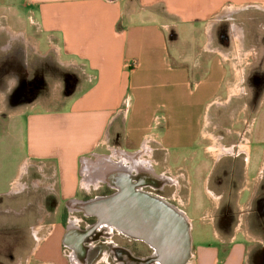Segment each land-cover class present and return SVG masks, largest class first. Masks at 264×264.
<instances>
[{
    "label": "crops",
    "instance_id": "0c3cea01",
    "mask_svg": "<svg viewBox=\"0 0 264 264\" xmlns=\"http://www.w3.org/2000/svg\"><path fill=\"white\" fill-rule=\"evenodd\" d=\"M23 5L33 9L40 38L48 42L44 54L56 51L67 66L79 67L84 85L91 88L84 93L83 89L73 100L74 117H64L56 110L26 115L27 156L39 161L28 158L20 162L8 189L0 191V198L12 197L11 186L27 161L31 162L29 166H41L43 179H47L45 169L54 170L63 208L72 213L86 201L76 198L79 188L86 194L102 187L116 191L111 179L102 182L95 177L97 170L113 165L139 168L143 172L132 170L129 177L138 189L149 188L161 194L168 188L175 194L184 191V208L174 206L176 209L186 213L192 191L199 195L200 209L192 211V218L186 213L191 230L196 220L203 225L197 229L196 243L191 237V264H249L252 248L241 221L235 217L228 226H215L203 218L213 220L215 214L224 217L239 211L230 206L226 210L220 203L225 199L226 205L232 204L225 178L229 171L238 175L240 168L254 182L241 189L254 193L250 201L255 204L254 214L264 210V190H258L264 183V108L257 114L245 108L232 162L221 163V156L233 153L231 149L223 148L230 152L220 154L219 145L203 147L200 139L207 111L218 99L215 94L205 96L206 87L242 85L245 68L258 60L264 65V0H25ZM25 30L7 29L17 38L26 37ZM35 45L34 53L39 46ZM77 119L82 120L80 134H87L89 142H79L78 147L59 142L62 133L68 131L67 121ZM52 120L62 122L50 127ZM237 123L240 130V121ZM45 126L50 132L44 131ZM51 137L57 144L50 147L46 139L52 141ZM49 147L53 153L56 150L60 160L44 153ZM210 149L218 152L214 155L211 150L207 158ZM28 168H22L25 172L20 182ZM152 172L166 179L158 180ZM18 185L14 184L11 194L18 192ZM210 200H217L218 205L211 207ZM11 212L6 209L0 214H14ZM263 225L253 230L260 229L264 234ZM32 229L30 239L38 243L39 230ZM67 231L68 226L62 227L39 250L35 244L31 246L25 256L0 254V264H82L84 256L74 254L80 259L74 263V251L69 259L63 254ZM206 231L212 240L203 238ZM119 256L117 262L112 259L114 264L145 262L143 256L134 255L128 248H123ZM109 258L105 251L94 264H111Z\"/></svg>",
    "mask_w": 264,
    "mask_h": 264
},
{
    "label": "rangeland",
    "instance_id": "374dc122",
    "mask_svg": "<svg viewBox=\"0 0 264 264\" xmlns=\"http://www.w3.org/2000/svg\"><path fill=\"white\" fill-rule=\"evenodd\" d=\"M24 1L0 0V191L8 189L20 162L22 163L23 160L29 158L27 156L26 115L56 110L63 113L62 116L69 117L73 115L74 117L73 100L79 98L78 94L83 89L84 93L91 88L88 84L84 85L83 72L79 67L67 66V64L62 62L61 58L57 57L56 51L50 52L47 55L44 54L48 48V42L45 39L41 40L37 25L32 17L31 12H33V9L23 5ZM8 26L19 31L24 30L26 27V37L17 38V35L13 36L12 32L7 31ZM36 43L39 46L36 48L37 52L34 53L33 47L36 46ZM258 48L261 50L262 46ZM260 61L258 60L256 64L243 70L242 85L236 87H206L205 96L211 97L215 94L218 99L213 102L207 111L205 126L200 139L201 146L216 147L217 144L220 147V153L223 151V148L232 150L231 147H227L230 146L229 144L235 142L236 139L231 135H226V133L242 132L241 117L242 114H245V108L247 111L254 109L256 114L263 110L264 65ZM157 115L160 116V114ZM237 120L240 121V130L238 129ZM61 122L56 123L55 120H52L49 126L56 127L55 123L59 125ZM81 122L82 120L79 119L67 121L68 131H64L58 141L62 143L66 142V144L73 147H78L79 142L81 145L87 144L91 138L87 134H80V130H82ZM44 131L50 132V128L46 129L45 126ZM221 136L224 137L223 141L219 139ZM46 142L48 146L50 144V147L57 144V140L53 138L52 141L46 139ZM50 147L44 153L48 154L50 159L55 161L60 160L56 150L53 153ZM211 150L206 153V156L211 154ZM212 152L216 155L218 151L214 149ZM229 155H232V153ZM221 157H224L221 163L232 162L234 159L227 155H222ZM30 161L38 163L39 159H30ZM30 161L23 164L18 171L17 179L11 186L12 191L14 184L19 182V185L15 188L18 192L11 194L10 191L9 195L10 197L12 196L11 198H0V212L1 210L12 209L13 212L11 213H14L7 216L0 214V254L3 257L8 255L10 257L25 256L31 246L35 245L39 250L40 245L47 238L51 239V236L59 234L61 228L69 225L67 223L70 221H77L76 226L81 227L82 233L88 230L87 226L89 224L97 223V221L92 220V218H89V216L84 215L80 211L72 213L63 208L64 199L58 195L57 178L53 176L54 170L49 171L45 169L44 173L47 179H43L40 176L42 173L39 172L41 171L39 169L41 166L36 163H32L34 165L29 166V163L31 164ZM43 162L48 165L46 161ZM26 167L28 168V174L20 182V176L25 172ZM22 168L25 169L24 172H21ZM218 171L214 173L213 180H215ZM231 173L229 171V174ZM238 175L240 184L236 186L237 192L233 189L229 193L233 197L232 204L226 205L228 202L224 199L220 203V206H224L225 208L230 206L233 209L237 207L239 211L234 214L224 215V217L222 214H215L213 220H206L205 218L203 220H209L213 225L222 223L224 226H228L237 217L241 221V229L249 234L247 240L253 254L249 264H264V234L260 229H257V231L253 230L255 227L258 228L260 224H264V210L261 209V212L254 214V201L251 203V196L254 193L247 190L241 191L242 187H248V182H254L251 180V176L244 174L241 168ZM225 179L228 181L227 177ZM52 185L54 186L52 187ZM52 188L54 191H51ZM258 190H264V183L261 184ZM172 191V188H168V190L161 194L149 188L143 189L144 193L158 197L170 206L179 207L180 209L184 208L186 203L183 197L184 191L179 194H175ZM112 192L114 193L115 191L102 187L97 191H90L89 194H86L84 190L79 188L76 198L79 200H90L95 197L111 195ZM192 193L191 203L186 210L187 216L191 218L193 217L192 211L200 209L199 195L196 194V191H192ZM234 202H236L237 206L234 205ZM208 203L211 207L218 205L217 200H210ZM193 225L194 229L192 228L193 230H191V237L196 243L197 229H200L203 225L197 220L193 222ZM31 228H34V230L32 229L34 232L39 230V236H36V240L39 238L38 243L30 239L29 231ZM103 231H111L112 239L108 235L101 234ZM115 232L119 233V235H116ZM93 233L96 237L92 236L91 240L85 241L86 243L88 242L87 246L90 248L82 252V256H84L82 264H94L104 251L110 256V263L114 264L112 259L115 257V262L118 261L115 251L120 250V248H128L134 255L143 256L145 258L144 264H160L157 262V258L153 257V250L141 241L124 236L117 230H110L106 227L100 228L96 226L93 229ZM101 236L105 238L102 239ZM203 238L207 241L213 239L208 231H206V235ZM101 240L112 241V245L115 244L117 249L110 250V246L107 247L105 244L99 243ZM126 240H132V243L136 247L134 248L130 243L126 245ZM258 241H261V243H258ZM61 249L65 251L66 255H68V252H71L64 247ZM120 254H123L122 250ZM34 264L39 263L35 262Z\"/></svg>",
    "mask_w": 264,
    "mask_h": 264
},
{
    "label": "water",
    "instance_id": "95a60500",
    "mask_svg": "<svg viewBox=\"0 0 264 264\" xmlns=\"http://www.w3.org/2000/svg\"><path fill=\"white\" fill-rule=\"evenodd\" d=\"M97 223H107L148 245L160 264H185L192 248L191 229L172 206L136 189L131 182L104 197L82 202ZM84 215L83 210H81Z\"/></svg>",
    "mask_w": 264,
    "mask_h": 264
},
{
    "label": "flooded vegetation",
    "instance_id": "af4514ba",
    "mask_svg": "<svg viewBox=\"0 0 264 264\" xmlns=\"http://www.w3.org/2000/svg\"><path fill=\"white\" fill-rule=\"evenodd\" d=\"M226 135H231L234 139H236L235 140V142H233V143H231V144H229L231 147H232V154H234L235 152H236V148H234V147H236V144H237V135H236V133L235 132H233V133H226ZM219 139L221 140V141H223L224 140V137H219ZM210 156V155H209ZM209 156H207V158H209ZM228 157H233L232 155H228ZM211 159H209V161H210ZM227 178H228V181H227V184H226V186L229 188V191L231 192V190L233 191V189L234 190H236V192H237V188H236V186L237 185H239L240 184V180H239V175H237V174H228L227 175ZM174 182V180L171 182V183H173ZM115 190H118V189H116V187L114 188ZM137 190H139V191H141V192H143V189L141 190L140 188L138 189V187H137ZM144 193V192H143ZM150 196H152V195H150ZM152 197H155V196H152ZM156 198H158V197H156ZM222 198V197H221ZM173 207V206H172ZM180 210V209H179ZM74 211H81V209L80 208H75V210ZM184 212V211H183ZM185 213V212H184ZM86 214V213H85ZM186 214V213H185ZM86 216H89L88 214H86ZM89 218H95V217H91V216H89ZM94 221H97L96 220V218H95V220ZM76 222L77 221H70L69 223H67V224H69V225H66V226H68V229L70 228V231L73 233L72 234V236L70 235V238H71V240L73 241L72 242V244H73V246H75L74 248L77 250V253L76 254H78V256L79 257H82V255H83V253H81V252H83V251H85L86 249H88L89 250V246H87L88 245V242L86 243L85 241H88V240H91V237L93 236V237H96V235L93 233V229H95L96 228V226H99L100 228H103V227H106V228H108V229H110V230H117L118 232H120L118 229H116L115 227H113V226H111V225H109V224H107V223H103V222H100L99 221V223H95V224H89L87 227H88V230H86V232H83L82 233V231H81V227H77L76 226ZM66 226H63V227H66ZM71 226V227H70ZM83 229H85L84 227H83ZM78 230H79V233H81L82 235H80L79 233H78ZM120 233H122V232H120ZM101 234H105V235H108L109 237H110V239H112V233H111V231H109V232H106V231H103ZM115 234L116 235H119V233H117V232H115ZM123 234V233H122ZM124 235V234H123ZM124 236H126V235H124ZM101 238L103 239V238H105L104 236H101ZM123 238V237H122ZM125 239H127V238H125ZM66 240L67 239H65L64 240V243L66 242ZM81 240L83 241L82 242V248L80 249L79 248V243L81 242ZM99 242V241H98ZM100 244H105L107 247L108 246H110L109 247V249L111 250V249H114V250H116L117 249V246L115 245V244H113L112 245V241L110 242V241H102L101 240V242H99ZM125 243H126V245H128L129 243H130V245H132V246H134V248L136 247V245L135 244H133L132 243V240H126L125 241ZM99 247V246H98ZM64 248H67L69 251H72L73 252V249L72 248H70L69 246H65ZM100 248V247H99ZM121 250L123 251V248H120V250H116L115 251V253L117 254V256L118 257H120L119 256V253H121ZM80 252V253H79ZM105 252V251H104ZM74 253V252H73ZM190 253H192V251H190ZM63 254H64V256L67 258V259H69V257L71 256V252H68V255H66V253H65V251L63 252ZM153 257H155V255L153 256ZM190 257H192V255L190 256Z\"/></svg>",
    "mask_w": 264,
    "mask_h": 264
},
{
    "label": "bare ground",
    "instance_id": "6f19581e",
    "mask_svg": "<svg viewBox=\"0 0 264 264\" xmlns=\"http://www.w3.org/2000/svg\"><path fill=\"white\" fill-rule=\"evenodd\" d=\"M9 32V31H8ZM149 147V146H148ZM222 149V148H221ZM223 151L220 153V154H225V153H229L230 152V150H224V149H222ZM245 152V151H244ZM220 154H218L217 156H216V158H218V156L220 155ZM111 168H109V169H105V170H102V169H99V170H97V173H96V175H95V177L97 178V179H99L100 181H102V182H105V181H107L108 180V178L109 179H111V181H112V183H111V181L109 182V183H111V184H113L112 186L115 188H117V189H120V188H122L123 187V183L124 182H129V177H130V175H131V172H132V170H134L135 172H137V173H139V172H143V170L142 169H139V168H136V169H132V168H129L128 169V167H125V166H119V165H113V166H110ZM147 169H149V172L151 171V169L150 168H147ZM144 170H146V168H144ZM152 174H153V172H152ZM134 175V174H133ZM152 176H154L156 179H161V180H165L166 179V177H164V176H157V175H155V174H153ZM134 180V179H133ZM169 180V179H168ZM164 182V181H163ZM170 182H172V180H170ZM147 185V184H146ZM141 186V185H140ZM136 189H137V187H136ZM154 198H156V197H154ZM157 199H159V198H157ZM160 200V199H159ZM80 201V200H79ZM162 201V200H161ZM73 204V203H72ZM167 204V203H166ZM70 205V204H69ZM69 207V209L70 210H74V207H73V205L71 206H68ZM174 207V206H173ZM79 208L81 209V210H83L84 211V213H86V214H91V210H89L88 209V207L87 206H84V205H82V202H80L79 203ZM175 208V207H174ZM176 209V208H175ZM180 214H181V216H182V218L188 223V226H189V228L191 229V223H190V220H189V218L186 216V214L182 211V210H179V209H176ZM104 223V222H103ZM71 227V226H70ZM72 232L70 231V228L68 229V231H67V235H66V242H65V244H66V246H71L72 248H74L75 246H73V244H72V240H71V238H70V235L72 236ZM73 251H74V253H72V261H74V263L75 262H79V260L78 259H76L75 257H74V254H76L77 253V250L74 248L73 249ZM192 255V253H189V257ZM189 259V258H188ZM186 260L185 261V264H191V262H189V260ZM154 263H156V262H154Z\"/></svg>",
    "mask_w": 264,
    "mask_h": 264
},
{
    "label": "trees",
    "instance_id": "16d2710c",
    "mask_svg": "<svg viewBox=\"0 0 264 264\" xmlns=\"http://www.w3.org/2000/svg\"><path fill=\"white\" fill-rule=\"evenodd\" d=\"M113 193V192H112ZM92 220H95V218H92Z\"/></svg>",
    "mask_w": 264,
    "mask_h": 264
}]
</instances>
